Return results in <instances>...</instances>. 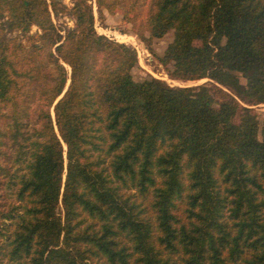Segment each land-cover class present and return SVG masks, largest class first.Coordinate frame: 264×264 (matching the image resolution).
Listing matches in <instances>:
<instances>
[{
  "label": "trees",
  "instance_id": "1",
  "mask_svg": "<svg viewBox=\"0 0 264 264\" xmlns=\"http://www.w3.org/2000/svg\"><path fill=\"white\" fill-rule=\"evenodd\" d=\"M122 2L205 81L135 80L92 0H0V264H264V0Z\"/></svg>",
  "mask_w": 264,
  "mask_h": 264
},
{
  "label": "rangeland",
  "instance_id": "2",
  "mask_svg": "<svg viewBox=\"0 0 264 264\" xmlns=\"http://www.w3.org/2000/svg\"><path fill=\"white\" fill-rule=\"evenodd\" d=\"M64 3L69 4V0H62ZM115 9L112 13L107 11L106 9L102 10L103 17L99 18V15L96 10V5L94 0H92V8L94 15V26L99 34H104L107 37L114 39L119 42H123L129 46L135 48L138 58L137 65L132 69L133 78L135 80H141L148 75H152L156 78H160L165 80L168 84L171 85H196L205 81L199 80L196 82L188 81L183 82L176 79H172L168 76L164 67L159 63L156 56H161L166 48L167 44L173 39L174 31L173 29L168 30L162 37L160 38H152L151 39V49L154 54L148 50L146 45L141 42L135 34L132 32L131 23L127 22L122 13L123 2L122 0H114ZM145 5L142 7V11L144 12ZM54 22L57 25L61 26H71L72 21L70 18L66 16H59L57 18H53ZM18 32L6 33V37H13L17 35ZM240 81L244 83V79L240 78ZM254 111L258 117L259 127L264 126V104H260L254 106Z\"/></svg>",
  "mask_w": 264,
  "mask_h": 264
}]
</instances>
